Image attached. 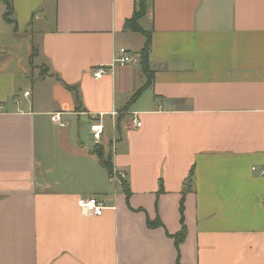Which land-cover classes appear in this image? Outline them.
<instances>
[{"label":"crops","instance_id":"0c3cea01","mask_svg":"<svg viewBox=\"0 0 264 264\" xmlns=\"http://www.w3.org/2000/svg\"><path fill=\"white\" fill-rule=\"evenodd\" d=\"M138 5L0 0V264H264V0H150L138 23L152 84L140 65L95 80L120 48L140 54L145 37L125 30ZM17 34L30 35L25 58ZM28 62L48 71L35 84L51 89L44 109L20 87ZM100 115L125 180H110L95 144L73 147L69 118L80 137ZM91 197L102 217L83 215Z\"/></svg>","mask_w":264,"mask_h":264},{"label":"trees","instance_id":"16d2710c","mask_svg":"<svg viewBox=\"0 0 264 264\" xmlns=\"http://www.w3.org/2000/svg\"><path fill=\"white\" fill-rule=\"evenodd\" d=\"M149 2L150 0H139L138 10L134 13L133 17L130 20H128L125 24V30L132 32V33L141 34L145 37V40H146L145 45L140 52V57H141L140 66H141V69L144 75L148 79V83L146 87H149L152 84V80L154 77V74L151 71L150 62H149V56H150V51H151V33L143 31L141 27L139 26L138 22L147 13V6ZM6 5H7V12L5 13L4 18L6 21L11 22L9 18L13 13V8L9 3H7ZM66 87H67V90H69L70 92L74 94L76 102H77V107H78L76 111H79L80 110V97H79L78 91L75 88H71L69 86H66ZM143 90L144 88L137 91L133 95L130 101L131 104L136 101V99L142 94ZM93 154L97 156L101 166L109 173V175H112L113 168H112L111 155H109L108 153L106 154L104 148L100 145L95 146ZM123 187H124L125 193L127 194V199H128L130 190L128 186L126 185V183H123ZM184 202H185V198H182L181 203H180L182 229L180 233L176 235H172V236L168 235L169 238L174 240L177 252L180 251V245L186 239V227L184 224ZM148 226L152 229L163 227L159 221H155V222L148 221ZM177 264H180L179 259L177 261Z\"/></svg>","mask_w":264,"mask_h":264},{"label":"built area","instance_id":"2783aa9c","mask_svg":"<svg viewBox=\"0 0 264 264\" xmlns=\"http://www.w3.org/2000/svg\"><path fill=\"white\" fill-rule=\"evenodd\" d=\"M141 57L140 54L137 55L126 48H120L114 53L111 62L107 65L100 66L93 71L94 79L99 81L110 72L115 70L116 68H125L130 66L140 65ZM30 92H25L24 97H29ZM118 114L116 112L111 114L113 121ZM53 122L62 129L67 128V124L64 123L61 119L60 114H56L53 117ZM134 125L136 128L141 127V123L137 120H134ZM90 136L95 145H100L103 140V136L105 134V122H104V115H100V117L95 121L92 122L89 128ZM114 141H113V150H114ZM253 172H257L256 168L252 169ZM260 175H264V169L259 172ZM126 179V175L123 172H118L116 170L113 171L112 177L110 178L113 182H119ZM79 207L86 217H102L103 213L106 210L105 202L98 198H87L82 199L79 202Z\"/></svg>","mask_w":264,"mask_h":264},{"label":"rangeland","instance_id":"374dc122","mask_svg":"<svg viewBox=\"0 0 264 264\" xmlns=\"http://www.w3.org/2000/svg\"><path fill=\"white\" fill-rule=\"evenodd\" d=\"M28 30L30 29L24 30L23 33H25V31H28ZM17 35L23 39V44H22L23 58H25L27 56V51L29 50V48H32V41L30 39V35L29 34H27V36L26 35L21 36L20 34H17ZM137 39H139V41L143 40V38H139V37ZM139 43L141 42L137 43V40H136L134 44L132 43V47L135 48L134 46H137V45L139 46L140 45ZM28 64H27V67L23 65V68L28 71L29 78H26L25 76H23V82L20 87H22L21 89H23V91L28 90V89L32 90V87H33L35 89L34 97L36 98V103L39 105V107L44 109L43 107H47L48 106L47 104L51 102L50 101L51 100V89L50 88L48 89L36 88L37 85L35 84H36V80L46 79L48 77V71L45 67H42L39 62H36L33 64L34 68L31 66L30 62H28ZM69 120L73 124L72 128L70 129V134L73 138V147H79L80 144L78 142L80 140L86 148L90 147L91 149H93L94 142L89 134V128L92 123L89 124L82 120L81 129H80V137H78V128H77L76 118H69ZM110 131H111V128H110Z\"/></svg>","mask_w":264,"mask_h":264}]
</instances>
